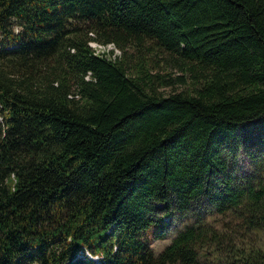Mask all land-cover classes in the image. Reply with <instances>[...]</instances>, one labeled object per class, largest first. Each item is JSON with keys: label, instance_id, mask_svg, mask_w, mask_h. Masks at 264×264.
Wrapping results in <instances>:
<instances>
[{"label": "trees", "instance_id": "obj_1", "mask_svg": "<svg viewBox=\"0 0 264 264\" xmlns=\"http://www.w3.org/2000/svg\"><path fill=\"white\" fill-rule=\"evenodd\" d=\"M0 264H264V0H0Z\"/></svg>", "mask_w": 264, "mask_h": 264}, {"label": "rangeland", "instance_id": "obj_2", "mask_svg": "<svg viewBox=\"0 0 264 264\" xmlns=\"http://www.w3.org/2000/svg\"><path fill=\"white\" fill-rule=\"evenodd\" d=\"M15 27V30H19V27L18 26H14ZM92 47L95 48L96 52H103L104 50H108L110 48H112L113 46H101V47H98L97 46V43L95 42H92L91 43ZM116 54H120L118 51H115ZM159 59V63H162L164 64V58L161 57V55L159 56V58H157V60ZM170 70H172L173 74H179L180 72L178 71L177 68H174V67H170ZM175 88H180L179 86H176V87H173V86H170V87H166V88H162L161 90L164 92V93H168L170 91H173V89ZM188 217H185L184 219H181L179 217H175V218H169V217H166L164 218V221L167 222V226L165 227V231L167 233V238L165 239H158V238H151V234H150V246L153 248V250L155 252H158L160 250H162V248L167 245L171 238L175 235V233L183 228V226L187 223L190 222V220H185L187 219ZM95 259L97 261H99L100 263H102L99 259H97V257H95Z\"/></svg>", "mask_w": 264, "mask_h": 264}, {"label": "built area", "instance_id": "obj_3", "mask_svg": "<svg viewBox=\"0 0 264 264\" xmlns=\"http://www.w3.org/2000/svg\"><path fill=\"white\" fill-rule=\"evenodd\" d=\"M92 42H90L91 45ZM92 46V45H91ZM98 47H101L102 45L97 44ZM107 46V45H106ZM108 46H112L111 44H108ZM113 48V47H112ZM111 49V48H110ZM114 51H118L116 48H114ZM119 52V51H118Z\"/></svg>", "mask_w": 264, "mask_h": 264}]
</instances>
